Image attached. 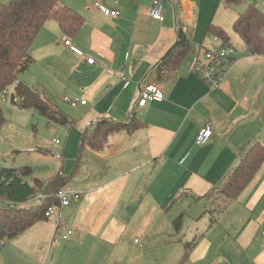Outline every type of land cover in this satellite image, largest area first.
<instances>
[{"label":"crops","instance_id":"obj_1","mask_svg":"<svg viewBox=\"0 0 264 264\" xmlns=\"http://www.w3.org/2000/svg\"><path fill=\"white\" fill-rule=\"evenodd\" d=\"M95 2L119 14L107 17ZM151 2L62 0L83 16L81 27L69 36L48 19L32 42V61L18 80L74 120L59 124L63 139L54 143L59 144L57 172H74L66 187L81 197L60 210L58 226L39 221L4 240L0 264H264V161L223 212L216 210L222 204L217 196H204L238 165L250 144L264 141V54L236 48L224 79L211 87L191 68L206 48L222 44L207 32L210 24L231 35L227 9L234 5L163 0L158 20L149 14ZM252 2L238 5L233 19ZM253 3L264 13V0ZM178 22L193 50L173 79L158 80L156 64L175 42ZM65 36L81 53L64 43ZM148 83L158 85L163 99L139 106ZM65 96L84 97L86 103L71 106ZM102 116L123 121L133 116L144 124L111 134L100 151L86 148L75 169L82 130ZM206 123L212 137L198 145L195 137ZM8 167L32 184L31 170ZM67 230L72 232L66 239L52 242L54 234ZM193 239L181 261L184 244Z\"/></svg>","mask_w":264,"mask_h":264},{"label":"trees","instance_id":"obj_2","mask_svg":"<svg viewBox=\"0 0 264 264\" xmlns=\"http://www.w3.org/2000/svg\"><path fill=\"white\" fill-rule=\"evenodd\" d=\"M62 0H8L0 3V94L3 89L13 87L17 99L11 101L20 109H36L47 121L61 125H71L74 120L61 108L52 103L42 92L29 87L18 80V74L32 61L30 47L44 23L48 19L58 22L66 35L73 36L84 22L83 16L71 7L61 5ZM226 4H239L244 0H223ZM236 32L244 46L252 54H264V13L255 3H249L233 22ZM207 32L221 39L222 44H229L230 37L221 26L210 24ZM221 44V45H222ZM193 50L188 39L186 27L180 22L176 27V40L166 50L156 64L158 80H171L184 57ZM7 121L0 98V126ZM144 124L131 117L129 121L102 116L88 124L81 132L76 156L77 169L82 152L86 148L100 151L108 145L111 134L125 130L131 132ZM264 161V141H254L240 158L238 165L228 171L218 186L211 188L204 196H218L222 204L216 207L223 212L228 204L235 200L251 181ZM75 171V170H74ZM74 173V172H73ZM73 173L65 176L56 173L48 180L35 179L33 184L23 181L15 167H0V240H11L35 223L48 220L44 213L49 206H58L56 192L65 187ZM42 193L36 202L27 204L29 196ZM8 202L14 205L10 206ZM212 221L214 218L212 217ZM179 229L180 216L173 221ZM196 239L184 244L187 252ZM180 261V262H181Z\"/></svg>","mask_w":264,"mask_h":264},{"label":"rangeland","instance_id":"obj_3","mask_svg":"<svg viewBox=\"0 0 264 264\" xmlns=\"http://www.w3.org/2000/svg\"><path fill=\"white\" fill-rule=\"evenodd\" d=\"M248 1L251 2L244 0L242 3L245 4ZM242 3L231 4L234 6L227 9V19L231 21L232 29L231 35L229 34L232 40L229 43L237 49H242L243 45L239 43L238 34L233 31L235 20L233 17L239 9L237 6ZM12 88H9L10 92ZM2 107L7 116V122L0 127V167L14 164L25 170H31L27 180L32 184L34 177L39 179L53 177L59 169L56 160L59 144L54 143V139L59 141L63 139V134L59 129L60 125L53 122L48 125L44 117L33 108L20 109L12 104L11 98L2 101ZM187 229L185 228L186 231Z\"/></svg>","mask_w":264,"mask_h":264},{"label":"built area","instance_id":"obj_4","mask_svg":"<svg viewBox=\"0 0 264 264\" xmlns=\"http://www.w3.org/2000/svg\"><path fill=\"white\" fill-rule=\"evenodd\" d=\"M256 2L257 0H251ZM105 16L107 17H115L119 14V10L110 8L101 2H95L94 4ZM149 14L152 18L161 20L163 18V0H152L150 7H149ZM212 38L217 39V36L211 35ZM64 43L70 46L74 51L79 50L75 49L69 37H64ZM243 49L247 48L244 46ZM236 52V47L229 44H222L212 48H206L201 56H197L194 59V63L192 65V72L200 77L204 82H206L211 87H217L222 80L224 79L230 64L235 60L233 56ZM88 63H94V58L87 56ZM121 75H124L123 71L120 72ZM1 101H6L9 98L13 100L17 99V92L15 88H12L10 92L9 88H5L2 90L0 94ZM64 101L69 103L71 106H75L78 103L84 104L86 103V99L84 97L79 98H70L65 96ZM163 99V93L155 83H148L146 84L139 96L138 105L144 106L148 101H160ZM212 137V128L210 123L204 124L197 132L195 137V143L198 145L206 144ZM55 142H58V139H55ZM62 171H59L61 174ZM41 192H37L34 195L29 196L27 200V204L36 202L38 199L42 197ZM56 197L59 201L58 206L52 205L49 206L44 215L48 220H54L56 226L59 225L60 222V210L68 206L72 201L78 200L81 197V192L73 190L68 187H61L56 192ZM10 206L14 204L12 202H8ZM71 230H67L64 234L57 236H52V242L56 243L60 239H66L70 234ZM4 240H0V246L2 245Z\"/></svg>","mask_w":264,"mask_h":264}]
</instances>
